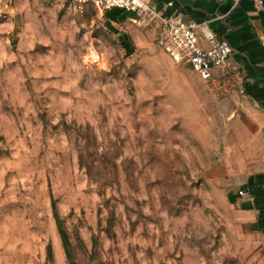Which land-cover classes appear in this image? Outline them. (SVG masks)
Here are the masks:
<instances>
[{
	"label": "rangeland",
	"instance_id": "obj_1",
	"mask_svg": "<svg viewBox=\"0 0 264 264\" xmlns=\"http://www.w3.org/2000/svg\"><path fill=\"white\" fill-rule=\"evenodd\" d=\"M134 17L0 0V264H69L53 200L77 264H264L239 188L211 179L236 159L234 78Z\"/></svg>",
	"mask_w": 264,
	"mask_h": 264
},
{
	"label": "crops",
	"instance_id": "obj_2",
	"mask_svg": "<svg viewBox=\"0 0 264 264\" xmlns=\"http://www.w3.org/2000/svg\"><path fill=\"white\" fill-rule=\"evenodd\" d=\"M147 1L166 14L205 22L217 38L227 39L233 47L229 61L216 69L214 76L217 81V73L225 70L223 76L227 74L236 82L230 119L235 122L238 150L236 159L220 156L211 167V172L219 175L211 179L227 178L237 185L238 193L243 191L235 195V201L264 243V0L261 4L256 0ZM220 131V137H228L227 130Z\"/></svg>",
	"mask_w": 264,
	"mask_h": 264
},
{
	"label": "built area",
	"instance_id": "obj_3",
	"mask_svg": "<svg viewBox=\"0 0 264 264\" xmlns=\"http://www.w3.org/2000/svg\"><path fill=\"white\" fill-rule=\"evenodd\" d=\"M262 3V0H256ZM79 8L94 4L101 10L118 9L135 15L132 20L148 25L159 23L165 33L167 49L176 60L186 59L192 70L205 82L215 81L216 69L229 61L233 47L227 39H219L204 22L186 19L181 14H166L147 0H72ZM173 6V3H168ZM264 42V38H263ZM243 194V191H240Z\"/></svg>",
	"mask_w": 264,
	"mask_h": 264
},
{
	"label": "trees",
	"instance_id": "obj_4",
	"mask_svg": "<svg viewBox=\"0 0 264 264\" xmlns=\"http://www.w3.org/2000/svg\"><path fill=\"white\" fill-rule=\"evenodd\" d=\"M52 208H53V216L57 224L58 232L62 240V244L65 250V254L67 256V259L69 261V264H77L73 258L72 251H71V241L69 238L68 231L66 230L64 226V222L59 214L58 207L56 202L53 200L52 203ZM47 252H48V258L50 260H53V249H52V244L49 243L47 247Z\"/></svg>",
	"mask_w": 264,
	"mask_h": 264
}]
</instances>
